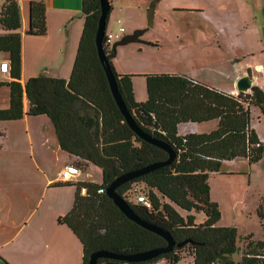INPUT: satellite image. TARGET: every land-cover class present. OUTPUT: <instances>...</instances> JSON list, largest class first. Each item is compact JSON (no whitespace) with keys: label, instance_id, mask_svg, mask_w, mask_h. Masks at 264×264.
<instances>
[{"label":"trees","instance_id":"obj_1","mask_svg":"<svg viewBox=\"0 0 264 264\" xmlns=\"http://www.w3.org/2000/svg\"><path fill=\"white\" fill-rule=\"evenodd\" d=\"M82 15L83 29L69 78L41 75L22 85L20 7L17 0H5L0 9V53L8 56L11 80L0 82L9 88V106L0 109V121L21 119L25 97L28 115H46L51 120L60 149L74 158L72 165L80 172L89 164L101 169L100 182L56 183L76 189L71 209L58 222L78 238L82 264H88L90 254L100 249L128 254L166 245L161 236L128 219L107 196L106 187L123 172L165 160L168 154L135 134L111 94L95 44L99 0H82ZM27 33H47L43 1H30ZM104 49L137 126L176 153L170 164L117 188L138 217L166 229L175 241L171 251L137 264H154L160 259L177 264L188 257L193 264H264V240H255L252 234L240 238L236 227L217 225L221 211L210 197L209 185L210 175L221 172L223 161L244 158L253 164L264 155V145L250 125L251 107L258 108L264 120V91L254 85L249 92L232 95L183 75L148 73L143 75L147 99L137 102L134 74L118 73L113 64L116 51ZM214 120L217 127L210 132L178 134L180 123ZM100 188L103 193L98 192ZM141 193L150 202L149 208L136 202ZM195 211L204 213L202 222L196 220ZM257 214L264 229L262 204ZM240 240L244 247L235 260ZM96 264L130 263L100 258Z\"/></svg>","mask_w":264,"mask_h":264},{"label":"rangeland","instance_id":"obj_2","mask_svg":"<svg viewBox=\"0 0 264 264\" xmlns=\"http://www.w3.org/2000/svg\"><path fill=\"white\" fill-rule=\"evenodd\" d=\"M198 1L205 5L207 9L205 14L194 12L197 11L195 8H182L183 3H193L194 0H118L107 22V30L116 34L120 26H123L126 32L122 36L140 29L144 32L139 36V40L117 46L114 61L116 70L134 75L158 72L184 73L186 70L197 74L200 72L199 69L204 67L201 71L210 83L216 81L223 83L225 73H218L214 68L230 69L228 60L241 57L247 52L246 41L256 40L258 32L245 36L241 15L233 11H223L221 6L224 4L216 5L215 1ZM152 4L155 6L154 20L153 25L148 27L147 10ZM122 18L126 20L127 25L124 22L120 23ZM1 122L0 126L3 127L1 130L12 131H9V134L4 132V135L0 136V139L9 136L11 144L10 148L0 151V161L6 162L5 170L13 182L12 185L5 184L0 178V228L8 229L7 235H0V243H3L24 223L22 215L25 209L31 206L28 200L33 204L38 199L39 183L43 181L45 172L57 170L63 164L62 157L55 161L54 158L51 159L49 153L43 152L47 165L42 166V171L39 170L34 163H30L31 152L28 143L24 135L18 132L22 130L18 129L23 127L22 123ZM250 125L256 127L258 138L264 140V120L258 108L250 109ZM261 142L264 145V141ZM226 168L227 166L224 167ZM231 169H234V166ZM244 170L242 176L222 172L211 174L209 177L213 196L220 199L221 218L217 225L236 227L240 238L252 234L255 240H264L262 221L257 214L258 206L262 204L264 207V155L256 163H247ZM77 178L80 181L100 182L101 170L95 165H89L84 172H79ZM25 179L32 182L27 187ZM57 190L60 195L44 201L42 211L46 209L48 202L53 208L55 205L66 203V197L62 192L75 188ZM51 191L53 189L49 190ZM33 207L34 205L31 209ZM7 215H12L13 221L6 219ZM194 215L199 222L205 218L204 213L199 211H195ZM65 227L68 228L66 225ZM23 238L22 234L16 242L1 248L0 253L11 254V251H15L18 264H30L26 261V256L31 252L27 251L26 254L25 247V258L18 256L17 249L21 248ZM238 245L240 252L233 256L235 260L241 256L243 241L240 240Z\"/></svg>","mask_w":264,"mask_h":264},{"label":"crops","instance_id":"obj_3","mask_svg":"<svg viewBox=\"0 0 264 264\" xmlns=\"http://www.w3.org/2000/svg\"><path fill=\"white\" fill-rule=\"evenodd\" d=\"M17 1L20 7L21 20V84L23 85L31 77L41 75L68 79L71 74L83 29L84 17L82 15V0H40L43 1L46 6L47 33L43 36L30 35L27 33L29 29V4L32 0ZM117 1L118 0H109L112 6L110 15ZM207 1H215L216 5L224 4V6H221L223 11H233L237 15H241L245 36L248 35V33H254L256 31L258 32L256 36L257 39L254 41L251 39L249 42L246 41L245 45L248 50L241 57L237 56L228 60L231 65V67H229L230 69L214 68L218 73H225V75H223L225 78L223 83H219L218 81H216V83H210V81L206 79V75L201 71L204 67H201L199 69L200 72L197 74L191 73L190 70H186L184 73L171 74L183 75L232 95L238 94L236 89L237 80L247 74L252 79V86H258L264 91V43H262L264 39V0ZM4 2L5 0H0V9ZM181 6L186 9L195 8L197 11L194 12L198 14H205L207 10L205 5L201 4L198 0H194L193 3H183ZM125 21L126 20L122 18L120 23L124 22V24L127 25ZM123 28L125 33L126 28ZM3 61L8 62L6 53H0V63ZM114 61L115 57L113 59L115 67ZM143 75L144 74H136L132 78L134 98L137 102H142L147 99L146 80ZM10 80L9 73H0V82H9ZM215 80H217V78ZM4 88H7V90ZM8 106L9 88L3 85L0 86V109L8 108ZM23 111L24 116L21 119L4 122L22 123L23 127L18 128L22 130H18V132L24 135L28 143L32 161H30V163H34L35 167L42 171V166L47 165L44 160L45 155L43 152H47L50 154L51 159L54 158L55 161H59V158L62 157L63 166L49 173L45 172L43 181L39 183L38 199H36L33 204L28 200V204H31V206L25 209V213L22 215L24 216V223L18 227L9 239L0 243V249L7 247L10 243L16 242L23 234L24 238L22 245L20 249H17V252L18 256L24 258V247L26 254L27 251L31 252L30 255L26 256V261L30 262V264H82L83 251L80 241L69 228H66L64 224L58 222V218L65 215L71 209L75 194L74 191L76 189L62 192L63 196L66 197V203L63 205H55L53 208L52 204L48 202L46 209L43 211L41 210L44 201L48 199L51 200L53 196L60 195L57 189L75 188L74 186L56 185L58 182H66L62 180L61 172L66 166L72 165L74 158L60 149L53 124L46 115L33 116L27 114L30 112V106L25 97L23 99ZM258 118L260 117L258 116ZM0 123L2 122L0 121ZM216 127L217 121L215 120L203 123H180L178 125V134L207 133L214 130ZM2 128L3 127L0 126V136L9 134V131L12 132L11 130H1ZM252 128L257 130L254 125H252ZM259 140L264 141L261 137ZM10 147L9 136L8 138L0 139V151ZM5 163L4 160L0 161V178L5 184L12 185L13 182L10 180L11 177L5 170L7 167ZM247 163V160L244 158L223 161L221 172L218 173L223 172L227 175L238 174L242 176L245 171L244 166ZM226 166L227 168L224 169ZM232 166H234V169H231ZM78 181H80V179H78ZM24 183L27 187V185L32 182L25 179ZM50 189H53V191L49 192ZM210 197L219 204L220 199L213 196L211 187ZM33 205L34 207L31 209ZM24 207H27V205H24ZM11 217L12 215H7L6 219L9 218L13 221ZM7 230L8 229L0 228V235H7ZM32 247H34L33 252ZM17 262L15 251H11V254L7 252L3 254L0 253V264H18ZM183 262L193 264V259L192 257H188L177 264ZM154 264H168V262L165 259H160Z\"/></svg>","mask_w":264,"mask_h":264},{"label":"water","instance_id":"obj_4","mask_svg":"<svg viewBox=\"0 0 264 264\" xmlns=\"http://www.w3.org/2000/svg\"><path fill=\"white\" fill-rule=\"evenodd\" d=\"M99 7H100V15L98 17L97 22V29L95 33V44L97 48V55L101 66L104 70L105 76L107 78V82L111 91V94L123 115L126 123L129 127L135 132V134L143 141L148 142L158 148L163 149L167 152L168 156L165 160L162 161H154L148 163L140 168L125 171L122 174L118 175L113 181L106 187V194L109 198L112 199L113 203L118 207V209L130 220L134 221L141 227L154 232L155 234L161 236L165 241V246H157L154 248H150L147 250L135 252V253H128V254H118L109 250L100 249L92 252L89 256L88 264H96L97 260L100 258L106 259H117L122 260L130 264H137L139 262H145L150 259L156 258L161 254H165L172 250L175 245V241L170 234L169 231L166 229L147 222L134 212L131 205L126 202L118 193L117 188L122 184L129 182L135 178H138L144 174H147L151 171H154L160 167L170 164L176 157L175 151L172 147L167 144L166 142L151 136L150 134L142 131L137 124L135 123L133 117L129 113L117 87L116 78L113 72L110 69L109 62L106 57L103 39L106 31L107 26V16L110 12V2L109 0H99ZM154 8L155 6L152 4L149 9L147 10V26L151 27L153 25V17H154ZM144 32L143 29L136 30L131 34H127L122 36L119 40L115 41L111 45V49L116 51L117 46L127 44L129 42L139 40V36ZM252 87V79L249 75H243L240 77L236 82V89L238 92H248ZM184 243V242H183ZM180 245V244H179Z\"/></svg>","mask_w":264,"mask_h":264},{"label":"built area","instance_id":"obj_5","mask_svg":"<svg viewBox=\"0 0 264 264\" xmlns=\"http://www.w3.org/2000/svg\"><path fill=\"white\" fill-rule=\"evenodd\" d=\"M124 33V28L120 27L118 33L112 34L110 31L106 29L103 44L107 47V49L111 50V45L113 42L119 40L122 37V34ZM0 73L8 74L9 73V63L7 61H3L0 63ZM79 169L74 165H68L65 167L64 170L61 172V178L63 181L66 182H76L78 181V174ZM99 193H103L104 190L100 188L98 190ZM81 193L85 194V188L81 189ZM136 202L144 205L145 207H150V202L146 198L144 194H138L136 198Z\"/></svg>","mask_w":264,"mask_h":264}]
</instances>
